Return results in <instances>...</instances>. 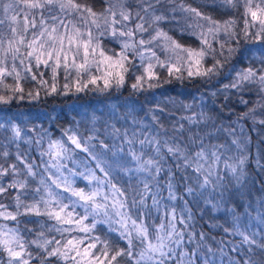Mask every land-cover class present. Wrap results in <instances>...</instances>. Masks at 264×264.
Wrapping results in <instances>:
<instances>
[{"label":"snow or ice","instance_id":"obj_1","mask_svg":"<svg viewBox=\"0 0 264 264\" xmlns=\"http://www.w3.org/2000/svg\"><path fill=\"white\" fill-rule=\"evenodd\" d=\"M242 42L259 56L209 99H130L210 83ZM129 81L86 135L0 120V264H264V0H0V112Z\"/></svg>","mask_w":264,"mask_h":264},{"label":"trees","instance_id":"obj_2","mask_svg":"<svg viewBox=\"0 0 264 264\" xmlns=\"http://www.w3.org/2000/svg\"><path fill=\"white\" fill-rule=\"evenodd\" d=\"M192 6H202L205 4V0H187ZM219 18L220 13H211ZM226 18V17H225ZM173 28L171 25H166L165 30ZM169 34L177 39L180 43L186 46L195 47L198 43L195 38L186 32H181L179 30L169 31ZM259 45H251L242 42L240 45V52L237 53L233 59L225 64L222 70V75L220 77L214 78L210 83H205L203 80H185L183 82L175 81L172 84H165L162 88L154 89L150 92L140 94L138 96H131V100L138 101L137 108L139 110V105L143 104L145 110L151 107L154 98L159 101H166L169 96L176 100H183L186 103H192L193 98H196V102L199 103V98L203 95L205 99H209V94L212 91H218L223 87L224 84L229 83V78L233 75L230 71L233 65L237 68L247 65L250 61L256 60L259 56L257 49ZM131 81L122 90V95H120L119 100H117L118 94H113L112 99L109 100L105 95L97 93H81L79 95H69V96H50L45 97L43 93L41 98L37 101L29 102L27 100L16 102L11 107L10 110L7 106H4L6 110L0 112V120L4 118L14 119L22 125L28 127L36 125H43V127L48 128L54 139L61 137L62 131L67 128H72L74 131H79L86 135V129L90 126L89 120L91 115L95 113L97 116H103L107 118L109 113L110 103H122L125 97L129 96L131 92L130 88ZM246 99L249 97L246 95ZM254 99V98H253ZM234 103H236V110H243L244 105L239 104L236 98H233ZM58 121V122H57ZM79 122L77 125L76 122ZM117 126H120V121H116ZM247 130V129H246ZM252 136V141L250 143L251 155L253 157L257 156L258 153L264 152V141H261L258 133H250ZM46 147V142L45 145ZM26 147V146H22ZM32 157L38 160L35 156V151L32 152ZM77 162L81 165V170L83 169L84 163L87 161V156L85 153H81L77 150V155L75 157ZM94 166V162L87 161ZM68 166L70 168L75 167L71 161H68ZM250 175L255 177L256 165L252 164L250 166ZM82 186V185H81ZM258 205L253 203L252 215L255 216L258 211H262Z\"/></svg>","mask_w":264,"mask_h":264}]
</instances>
